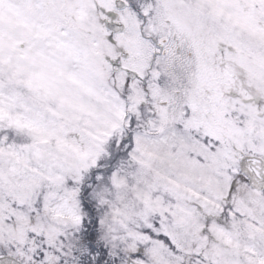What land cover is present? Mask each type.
<instances>
[{"label":"snow or ice","instance_id":"snow-or-ice-1","mask_svg":"<svg viewBox=\"0 0 264 264\" xmlns=\"http://www.w3.org/2000/svg\"><path fill=\"white\" fill-rule=\"evenodd\" d=\"M0 264H264V0H0Z\"/></svg>","mask_w":264,"mask_h":264}]
</instances>
